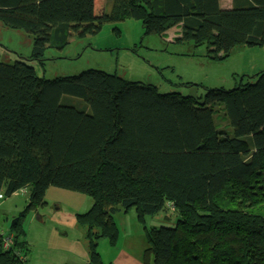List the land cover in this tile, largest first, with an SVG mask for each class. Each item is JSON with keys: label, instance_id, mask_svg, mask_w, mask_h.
I'll return each mask as SVG.
<instances>
[{"label": "trees", "instance_id": "trees-1", "mask_svg": "<svg viewBox=\"0 0 264 264\" xmlns=\"http://www.w3.org/2000/svg\"><path fill=\"white\" fill-rule=\"evenodd\" d=\"M126 19L141 20L144 35L178 27L172 39L205 45L212 60L264 47V0L229 8L218 0H106L99 14L95 0H0L2 24L33 38L29 57L0 60V202L24 189L28 196L7 230L10 244L0 242V264H28L23 218L49 186L92 198L75 215L88 264H112L98 240L115 245L113 215L130 208L146 233L145 262L264 264V69L195 96L98 69L47 79L31 63L43 64L47 48L62 49L72 33ZM160 211L165 221L146 226V215Z\"/></svg>", "mask_w": 264, "mask_h": 264}, {"label": "rangeland", "instance_id": "rangeland-1", "mask_svg": "<svg viewBox=\"0 0 264 264\" xmlns=\"http://www.w3.org/2000/svg\"><path fill=\"white\" fill-rule=\"evenodd\" d=\"M105 4L106 0H95L96 12H103ZM173 32L169 29L163 36L144 35L139 19L108 22L96 34L77 37L72 33L62 49L47 48L43 64L31 63L47 79L98 69L126 80L154 84L160 93L195 96L203 93L202 87L234 88L243 75L251 76L264 69V47L241 46L224 59L212 60L206 56L205 45L195 47L191 40L176 42L171 38ZM32 47L31 36L0 21V60L12 63L26 59L32 54ZM86 123L92 127L89 117ZM173 127L177 132L174 121ZM24 191L0 202V228L4 232L28 203L27 189ZM91 205L92 198L85 193L49 186L44 203L29 209L23 218L28 264H88L86 230L77 223L75 215L86 212ZM164 215L163 211L146 215V226H159L165 221ZM174 218L173 215L171 219ZM113 219L119 230L115 245H110L105 237L98 240L103 261L152 264V256L147 262L144 260L147 237L135 209H121ZM8 237L12 238V234Z\"/></svg>", "mask_w": 264, "mask_h": 264}, {"label": "crops", "instance_id": "crops-1", "mask_svg": "<svg viewBox=\"0 0 264 264\" xmlns=\"http://www.w3.org/2000/svg\"><path fill=\"white\" fill-rule=\"evenodd\" d=\"M219 1V6L221 7V8H229L230 6H232V3H233V0H218ZM95 13H97L96 12V5H95ZM97 14H99V13H97ZM171 29H174V31L175 32H178L179 30H178V27L177 28H175V27H173V28H171ZM168 32V31H167ZM175 32H173V34H172V36H171V38L175 35ZM238 48V47H237ZM241 50V49H240ZM0 229H2V227L0 228ZM7 232V231H6ZM124 261L126 262V258H124ZM112 262V261H111ZM112 264H119V262H117V263H112Z\"/></svg>", "mask_w": 264, "mask_h": 264}, {"label": "built area", "instance_id": "built-area-1", "mask_svg": "<svg viewBox=\"0 0 264 264\" xmlns=\"http://www.w3.org/2000/svg\"><path fill=\"white\" fill-rule=\"evenodd\" d=\"M22 192H25V191L22 190ZM17 193H19V192H15L14 194H17ZM0 199H1V196H0ZM0 242H1V245H3V247H5V248L8 247V245L10 244V238L8 237L7 232L0 230Z\"/></svg>", "mask_w": 264, "mask_h": 264}]
</instances>
